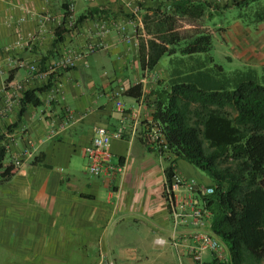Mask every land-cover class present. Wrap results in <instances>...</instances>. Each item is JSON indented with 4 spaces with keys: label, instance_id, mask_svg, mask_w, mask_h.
<instances>
[{
    "label": "crops",
    "instance_id": "1",
    "mask_svg": "<svg viewBox=\"0 0 264 264\" xmlns=\"http://www.w3.org/2000/svg\"><path fill=\"white\" fill-rule=\"evenodd\" d=\"M67 1L74 13L66 20L96 8L105 12L78 25L63 43L54 45ZM207 1L212 5L205 16L186 15L193 3ZM232 2L0 0V133L10 130L4 165L23 162L17 174L0 182V259L4 264H61L75 258L92 260L91 264H196L171 245L173 238L191 230L180 227L175 232L164 192L169 164L145 146L144 128L136 126L131 114L140 107L143 119H153L152 91L170 89L175 83H193L208 91L238 84L237 72L233 79L214 72L208 54L182 53L184 44L202 32L183 36L195 25L181 24L222 14L224 5L233 8ZM170 34L178 35L180 41L169 43ZM91 45L96 47L94 53L74 69L58 71L48 79L17 67V62H26L45 69L57 55H71ZM160 47L173 52L163 54L154 69L142 70V53L149 61ZM249 68L261 75L257 64ZM95 73L100 74L101 84ZM49 79L50 89L38 94L42 105H28L21 116L22 92L14 87L38 90ZM138 84L143 86L142 97L128 96L127 91ZM120 88L125 90L118 99L123 112L114 99ZM66 110L76 119L63 129ZM122 122L124 137L113 140L108 150L113 165L124 164V170L96 178L88 170L86 157L95 129L115 130ZM176 170L212 185L208 177L196 179L197 173L180 160ZM224 252L229 257L225 246ZM215 258L207 252L204 264H216Z\"/></svg>",
    "mask_w": 264,
    "mask_h": 264
},
{
    "label": "trees",
    "instance_id": "2",
    "mask_svg": "<svg viewBox=\"0 0 264 264\" xmlns=\"http://www.w3.org/2000/svg\"><path fill=\"white\" fill-rule=\"evenodd\" d=\"M260 0H234L232 7L245 8ZM212 4L193 3L190 18L205 16ZM55 31L54 45L63 43L65 35L72 33L78 25L95 15L104 14L102 9L88 10L76 16L71 28H67L66 17ZM229 9L228 4L223 10ZM223 11V12H224ZM65 20V21H64ZM169 43H177L180 37L170 34ZM213 49V38L208 33H199L183 46L182 53L209 54ZM175 50V49H174ZM160 47L149 61L141 55L142 70L154 69L165 53ZM238 84L232 89L208 91L193 83H175L170 89L152 91L154 95L153 120L159 123L169 144L173 158L167 177L170 178L178 160H185L203 171L211 180L214 193L204 198L211 212L210 230L228 249L229 257L216 264H264V73L251 68L237 71ZM52 86L48 84L38 90H23L21 116L28 105H42L39 93ZM127 95L140 99L143 86L138 84L127 91ZM0 133V172L3 180L18 173L13 163L5 166L9 150L6 137Z\"/></svg>",
    "mask_w": 264,
    "mask_h": 264
},
{
    "label": "built area",
    "instance_id": "3",
    "mask_svg": "<svg viewBox=\"0 0 264 264\" xmlns=\"http://www.w3.org/2000/svg\"><path fill=\"white\" fill-rule=\"evenodd\" d=\"M132 0H128L130 2ZM130 5V3H128ZM138 10L134 11L137 16ZM71 16V15H70ZM60 23L59 25H61ZM142 25V22H141ZM136 28V25H135ZM18 45H20L18 43ZM96 47L91 45L85 49L79 50L77 53L65 55L61 59L54 60L45 69L39 68L37 64H27L26 62H17L19 69L25 68L35 74L39 79H48L59 70L74 69L78 62L83 61L86 57L94 53ZM16 92H22V85L14 87ZM124 88H120L115 93L117 108L123 112L124 106L118 101L119 97L124 93ZM66 124L62 125L64 129L69 123H73L76 119L75 115L69 111H65ZM131 119L137 125H142L143 142L145 146L159 156L161 162L172 163L173 158L169 154V144L162 126L153 119L145 120L141 114V109L138 107L131 114ZM126 126L124 122L115 130H109L105 127H98L95 129L91 145L86 149V157L89 162V172L96 178L102 176L105 172L112 175L111 172H122L124 164L113 165L112 155L108 148L110 143L115 139H122L124 137ZM57 130L52 131L54 136ZM31 157L29 151L26 152ZM21 160H15L13 164L16 168L22 166ZM169 164V166H170ZM3 180L0 172V182ZM165 197L169 205L171 216L174 220L175 232L181 227H189L190 234L182 238L175 237L171 241L172 247L179 255L188 254L196 264H204V255L207 252L214 253L215 256L221 260L226 261L227 256L224 252V246L220 240L212 234L211 226V212L206 208L204 198L214 193V188L205 186L201 182L187 178L176 170L164 185Z\"/></svg>",
    "mask_w": 264,
    "mask_h": 264
},
{
    "label": "rangeland",
    "instance_id": "4",
    "mask_svg": "<svg viewBox=\"0 0 264 264\" xmlns=\"http://www.w3.org/2000/svg\"><path fill=\"white\" fill-rule=\"evenodd\" d=\"M66 4L67 6L70 7L69 15H72L74 13L73 4L68 1ZM216 13L217 12L210 15L208 14V18L200 19L196 23L195 21H191V22L185 21L183 25L181 24V26H184L185 23H194L196 28L195 27L192 28L191 30H189L190 33H186L183 36H191L190 34L194 35L196 32L208 33L212 36L213 49L207 55V58H208V62L211 64V67L213 68V71L218 73L221 77L226 76L230 79H233L235 77L234 73H236L237 70L239 69L248 70L249 67H251L253 64H257L258 71H260V73L263 74L264 73V0L251 3L249 6L245 8L233 7L231 9L225 10L224 12H222V14L217 15ZM214 18L216 19L212 22ZM75 21H76V16L74 18H69V20H67L68 26L71 28L74 25ZM249 54L252 56L251 61L248 60ZM63 56L64 54L57 55V58L61 59ZM57 73L58 71H56L55 74ZM98 73H100V71ZM99 75L100 74L95 73L97 84H101L100 83L101 79ZM180 162L186 163L197 173V176L195 177L196 179L198 180L208 179L207 175L203 171L196 168L189 162L185 160H180ZM4 261H5L4 259H0V264H4L5 263ZM91 263L92 260H87V259L81 260L75 258V259L64 260L62 261L61 264H91Z\"/></svg>",
    "mask_w": 264,
    "mask_h": 264
}]
</instances>
